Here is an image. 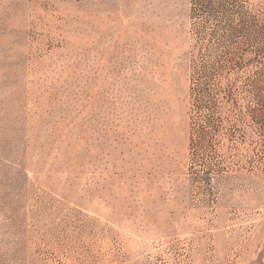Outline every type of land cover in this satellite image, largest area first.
Listing matches in <instances>:
<instances>
[{"label":"rangeland","instance_id":"rangeland-1","mask_svg":"<svg viewBox=\"0 0 264 264\" xmlns=\"http://www.w3.org/2000/svg\"><path fill=\"white\" fill-rule=\"evenodd\" d=\"M0 264H264V0H0Z\"/></svg>","mask_w":264,"mask_h":264}]
</instances>
